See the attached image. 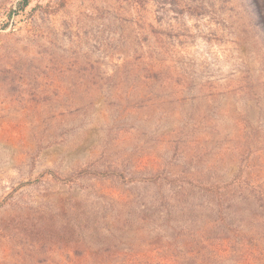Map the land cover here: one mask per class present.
I'll list each match as a JSON object with an SVG mask.
<instances>
[{"label":"rangeland","instance_id":"rangeland-1","mask_svg":"<svg viewBox=\"0 0 264 264\" xmlns=\"http://www.w3.org/2000/svg\"><path fill=\"white\" fill-rule=\"evenodd\" d=\"M0 264H264V0H0Z\"/></svg>","mask_w":264,"mask_h":264},{"label":"trees","instance_id":"trees-1","mask_svg":"<svg viewBox=\"0 0 264 264\" xmlns=\"http://www.w3.org/2000/svg\"><path fill=\"white\" fill-rule=\"evenodd\" d=\"M28 0H24V4L27 2Z\"/></svg>","mask_w":264,"mask_h":264}]
</instances>
